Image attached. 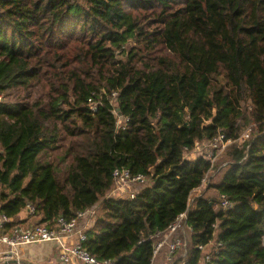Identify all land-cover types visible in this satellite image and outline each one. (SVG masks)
<instances>
[{
    "label": "trees",
    "instance_id": "1",
    "mask_svg": "<svg viewBox=\"0 0 264 264\" xmlns=\"http://www.w3.org/2000/svg\"><path fill=\"white\" fill-rule=\"evenodd\" d=\"M221 133L212 187L234 206L201 196L189 212L213 165L186 152ZM123 168L143 188L106 199ZM101 202L84 243L98 260L152 264V237L188 212V264L214 240L213 264H264V0H0L1 214L31 205V225L52 228Z\"/></svg>",
    "mask_w": 264,
    "mask_h": 264
},
{
    "label": "built area",
    "instance_id": "2",
    "mask_svg": "<svg viewBox=\"0 0 264 264\" xmlns=\"http://www.w3.org/2000/svg\"><path fill=\"white\" fill-rule=\"evenodd\" d=\"M117 95L118 93L114 92L111 96L116 98ZM98 106L99 103L89 100V108L92 112H97ZM113 112L117 120V133L121 134L127 129L129 119L120 115V110L116 103L114 104ZM244 137L249 138L248 135ZM244 137L243 139L246 141L247 139ZM204 143H209L211 145L210 149L198 151L199 146ZM231 144L232 141L227 140L226 135L221 133L212 141L197 144L192 152H186V158L191 161L204 159L214 165L216 158L219 156L217 152H223ZM196 152L199 153V157L191 159L192 155L190 154ZM209 174L202 181L201 188L207 186ZM113 176L118 187L108 196V199L130 198L134 200L137 195L136 192L129 193L127 191L126 197L116 193L121 192L127 186L143 184L146 181L143 176H133L130 170L126 168L116 169ZM191 203H193L192 197L190 198L189 212L194 209ZM233 206L234 203L228 197L221 195V201L216 206V209L218 211L228 210ZM27 209L31 215L34 214L35 209L33 206L29 205ZM99 209L100 205L78 212L76 217L71 220L60 217L52 228L46 224H34L27 227L17 225L7 231V226L11 224L10 219L1 214L0 204V264H24L22 249L39 244H51L56 256L64 264H115L112 260H98L84 247V243L87 241L86 233L93 228ZM188 216V212L180 215L178 220L167 231L159 232L152 237L155 242L152 264L157 263L161 259L165 260L167 264H188V259L191 257L193 249L194 235L193 228L188 224ZM196 248L200 252L199 264H213L218 260V255L224 249V246L214 240L207 245L199 244Z\"/></svg>",
    "mask_w": 264,
    "mask_h": 264
},
{
    "label": "rangeland",
    "instance_id": "3",
    "mask_svg": "<svg viewBox=\"0 0 264 264\" xmlns=\"http://www.w3.org/2000/svg\"><path fill=\"white\" fill-rule=\"evenodd\" d=\"M132 45H134L133 42H130V44L128 45L127 49H130L132 47ZM9 101H14L13 98H11ZM255 124H249L245 127L244 132L242 133L241 138L238 141H234L233 143H237L238 145H243L245 144V140L243 139V137L245 135H248L249 138H252V135L255 132ZM245 138V137H244ZM249 138H245V139H249ZM232 145V144H231ZM211 147V145L209 143H204L202 145L199 146L198 151H203L204 149L209 150ZM228 152V150H224L223 152L219 151L218 153V158H216L215 163L212 167V171L209 174V179L207 181V186L202 188V190H198L197 192H194L192 199H193V203L192 206H194V204L196 203V200L198 197L201 196H206L212 199H215L217 202L221 201V196L218 193V191L213 188V184H217L221 181V179L223 178L224 175V171L228 168V156H226V153ZM191 159H196L197 157H199V153H193L190 154ZM212 184V185H211ZM117 185L115 184V190L117 189ZM143 187L141 186V184H133L130 185L129 187L127 186L126 188L122 189L121 192H117V195L126 197L127 196V191L130 192H137L139 190H141ZM103 202V201H102ZM100 203V209H99V213H98V217L96 222L99 220H103L105 219L107 216V214L105 213V211H103V203ZM46 247H42V246H37L36 249H39V255H37V257L35 256L33 259H26L24 264H61L60 260L57 258L56 254H55V250L53 248V246L51 244H45ZM47 253L48 255H44L42 253ZM58 259V260H57ZM158 264H167L165 260L161 259L160 262Z\"/></svg>",
    "mask_w": 264,
    "mask_h": 264
},
{
    "label": "crops",
    "instance_id": "4",
    "mask_svg": "<svg viewBox=\"0 0 264 264\" xmlns=\"http://www.w3.org/2000/svg\"><path fill=\"white\" fill-rule=\"evenodd\" d=\"M32 216L33 215L30 214L29 210L26 209L25 211H23L19 215V218H17L16 220L10 219V223L15 222V223H20V225H22V226H28V225H31L34 222V219H33ZM37 246L46 247L45 244H39V245L27 246V247H24L22 249V255H23L24 261H26V259H33L35 256L37 257V255L40 256L39 251H38L39 249H36ZM40 253H42V252H40ZM42 254L48 255L47 253H42ZM159 262L160 261H158L155 264H158ZM61 264H64V263H61ZM72 264H77V263H72Z\"/></svg>",
    "mask_w": 264,
    "mask_h": 264
},
{
    "label": "bare ground",
    "instance_id": "5",
    "mask_svg": "<svg viewBox=\"0 0 264 264\" xmlns=\"http://www.w3.org/2000/svg\"><path fill=\"white\" fill-rule=\"evenodd\" d=\"M200 188H201V186H200ZM200 188H198V189L195 190L194 192H197L198 190H202V188H201V189H200ZM113 191H114V189H113ZM113 191H112V192H113ZM112 192H111L109 195H111ZM194 192H193V194H194ZM136 193H137V192H136ZM193 194H192V196H193ZM109 195H108V196H109ZM108 196L106 197V199H108ZM192 196H191V197H192ZM220 196H221V195H220ZM198 198H199V197H198ZM198 198H197V199H198ZM217 205H218V204H217ZM217 205H216V206H217ZM195 207H196V205H194V209H193V210H195ZM215 209H216V207H215ZM193 210H192V211H193ZM216 211H218V210L216 209ZM219 211H220V210H219Z\"/></svg>",
    "mask_w": 264,
    "mask_h": 264
}]
</instances>
